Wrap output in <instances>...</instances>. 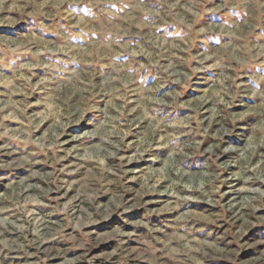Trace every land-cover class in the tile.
I'll return each instance as SVG.
<instances>
[{"label":"rangeland","instance_id":"obj_1","mask_svg":"<svg viewBox=\"0 0 264 264\" xmlns=\"http://www.w3.org/2000/svg\"><path fill=\"white\" fill-rule=\"evenodd\" d=\"M0 264H264V0H0Z\"/></svg>","mask_w":264,"mask_h":264}]
</instances>
